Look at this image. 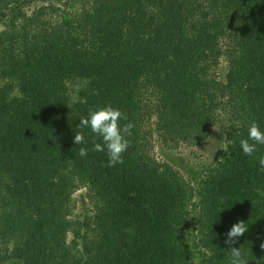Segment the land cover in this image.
Here are the masks:
<instances>
[{"label": "trees", "instance_id": "1", "mask_svg": "<svg viewBox=\"0 0 264 264\" xmlns=\"http://www.w3.org/2000/svg\"><path fill=\"white\" fill-rule=\"evenodd\" d=\"M43 1L0 0V264H195L192 232L197 264H230L239 221L233 247L264 264V146H240L251 123L264 131V0H79L59 20L28 16ZM107 106L134 124L114 167L78 127ZM214 128L219 158L196 187L151 153V133L197 147Z\"/></svg>", "mask_w": 264, "mask_h": 264}, {"label": "rangeland", "instance_id": "2", "mask_svg": "<svg viewBox=\"0 0 264 264\" xmlns=\"http://www.w3.org/2000/svg\"><path fill=\"white\" fill-rule=\"evenodd\" d=\"M50 2L54 4V9L51 12L48 8ZM40 6L46 8L44 19L49 21V16L52 20H59L68 14L78 12L79 0H44L38 6H32L27 9L26 13L28 16L36 11ZM8 30V26H0V31ZM151 153L153 157L159 162H169L174 164L184 178L195 187L196 183H199V179L203 176L209 168L213 167L217 159L219 158V151L222 146V136L217 128H214L210 134V137L202 145L197 147H190L188 145H180L173 147L172 144H165L162 138L156 134L151 133ZM73 215L78 216L80 219L90 217L93 214V207L88 197V193L85 188L79 189L72 195ZM191 232V229L186 230ZM195 232H192L191 239L192 243L189 245L188 250L192 255L193 263L197 264L198 250L202 248L198 242ZM188 237V233H187Z\"/></svg>", "mask_w": 264, "mask_h": 264}, {"label": "clouds", "instance_id": "3", "mask_svg": "<svg viewBox=\"0 0 264 264\" xmlns=\"http://www.w3.org/2000/svg\"><path fill=\"white\" fill-rule=\"evenodd\" d=\"M127 120L120 110L114 109L111 106L103 107L98 110L89 109L88 118H82L78 127L90 128L91 132L96 136L102 138L103 143H95L93 150L97 152H105L108 156V166L114 167L117 164L123 163V154L129 148V140L134 128V124L126 123L121 126V120ZM251 141V143H250ZM73 143L81 145L85 143V138L82 133H75ZM264 146V131H261L256 122L251 123L248 128L247 139L240 141L243 154L246 156H253L257 152V146ZM88 150L80 148L79 156L86 157ZM259 164L261 170L264 171V156L259 158ZM248 231V227L243 221H239L234 224L230 231L227 233V239L224 241L225 245L230 248L228 252L231 257L230 264H248V261L242 255L240 247H233L237 243L240 237H242ZM264 249V244L261 245Z\"/></svg>", "mask_w": 264, "mask_h": 264}]
</instances>
